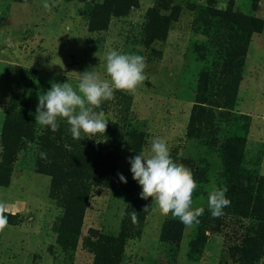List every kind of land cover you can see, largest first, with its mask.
<instances>
[{
    "label": "rangeland",
    "instance_id": "rangeland-1",
    "mask_svg": "<svg viewBox=\"0 0 264 264\" xmlns=\"http://www.w3.org/2000/svg\"><path fill=\"white\" fill-rule=\"evenodd\" d=\"M130 1L48 0L45 9L43 0H0V200L9 222L0 264H264V113L243 107L264 109V28L248 39L243 25L264 21V0H133L113 14ZM111 50L146 57L148 79L96 109L106 133L74 139L64 120L56 132L38 125L50 81L76 86L94 69L107 79ZM154 137L192 170L199 224L140 198L128 161L149 155ZM6 144L15 154L3 167ZM213 185L231 201L219 218L207 206Z\"/></svg>",
    "mask_w": 264,
    "mask_h": 264
},
{
    "label": "clouds",
    "instance_id": "clouds-1",
    "mask_svg": "<svg viewBox=\"0 0 264 264\" xmlns=\"http://www.w3.org/2000/svg\"><path fill=\"white\" fill-rule=\"evenodd\" d=\"M43 7L49 9L48 0H43ZM147 58L136 53H122L111 50L106 57V76L102 79L94 70H86L79 76V82L59 83L50 81V90L38 95L36 123L56 132L60 128V120L66 121L74 139L82 134L93 136L107 131L108 121L103 111L97 112L104 102L115 99L117 91L135 93L148 79ZM46 158V153L40 154ZM133 179L142 188L140 198H152L153 204L159 207L162 214L171 213L173 219H179L185 226L199 224L203 215V207L193 208V196L199 185L190 168L176 163L171 157L166 141L154 137L150 144V154L130 157ZM119 179L127 183L126 178L119 174ZM227 187L211 186L207 195L208 210L214 218L224 215V209L231 201L226 197ZM152 205L150 207H152ZM7 203L0 200V233L9 226ZM149 206H145V211ZM133 220L136 212L132 213Z\"/></svg>",
    "mask_w": 264,
    "mask_h": 264
},
{
    "label": "trees",
    "instance_id": "trees-1",
    "mask_svg": "<svg viewBox=\"0 0 264 264\" xmlns=\"http://www.w3.org/2000/svg\"><path fill=\"white\" fill-rule=\"evenodd\" d=\"M112 3V2H111ZM134 1H130L128 2V4H122L120 7H118V5H113V8L116 9L117 11H114L113 14L121 16L122 14H124L125 10L130 9L133 6ZM129 6V7H127ZM105 7H109V6H105ZM112 8V7H111ZM234 19L236 17H233ZM243 25H245L246 27L249 28L250 33L248 35V39H251L252 35L256 32H260L263 30L264 28V21L260 20V19H245L243 20ZM247 53V52H246ZM246 53L244 52L242 54V56L244 57L246 55ZM15 154V152L12 151V149L10 148V146L8 144L4 145V164L3 167H6V165L10 162H12L13 160V155ZM106 159H108V157L105 155L104 156ZM107 170V169H106ZM108 172V170H107ZM109 173V172H108ZM5 182V179L3 178L2 175H0V183ZM98 186H101L100 184H98ZM72 211V210H71ZM83 212V211H82ZM72 217H75L74 215H72Z\"/></svg>",
    "mask_w": 264,
    "mask_h": 264
},
{
    "label": "crops",
    "instance_id": "crops-1",
    "mask_svg": "<svg viewBox=\"0 0 264 264\" xmlns=\"http://www.w3.org/2000/svg\"><path fill=\"white\" fill-rule=\"evenodd\" d=\"M245 82H246V84H248L249 81L245 80ZM248 95L249 94L245 95L246 97H243V99H246ZM258 99H260V98H258ZM243 107L246 110H248L249 112L253 111V113H258V112H263L264 113V109H262V106H261L260 102H256V103H254V106H252V105H249L248 103H246V101H244L243 102Z\"/></svg>",
    "mask_w": 264,
    "mask_h": 264
}]
</instances>
